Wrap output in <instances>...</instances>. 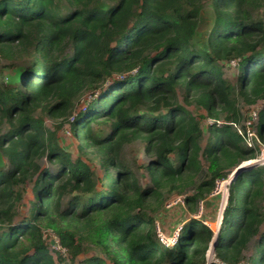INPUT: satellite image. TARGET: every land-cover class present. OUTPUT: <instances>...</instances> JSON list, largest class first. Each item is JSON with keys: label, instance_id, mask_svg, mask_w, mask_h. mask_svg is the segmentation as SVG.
<instances>
[{"label": "trees", "instance_id": "obj_1", "mask_svg": "<svg viewBox=\"0 0 264 264\" xmlns=\"http://www.w3.org/2000/svg\"><path fill=\"white\" fill-rule=\"evenodd\" d=\"M205 5L214 21L200 42ZM262 9L264 0H0V264H74L87 244L104 257L84 264H208L215 237L210 264H264V166L231 180L218 233L191 218L170 246L155 222L167 196L193 187L184 205L195 215L217 182L259 157L264 107L250 126L259 144L237 127L239 102L264 104ZM66 124L76 157L59 143ZM134 145L146 184L126 159Z\"/></svg>", "mask_w": 264, "mask_h": 264}, {"label": "rangeland", "instance_id": "obj_2", "mask_svg": "<svg viewBox=\"0 0 264 264\" xmlns=\"http://www.w3.org/2000/svg\"><path fill=\"white\" fill-rule=\"evenodd\" d=\"M264 14V9H262V12ZM214 21V15L212 9L205 5L201 14L200 18V23H199V29H198V39L200 42H203L206 37L209 34V31L212 27ZM4 65L2 63L0 66ZM2 68V67H1ZM226 72L229 76H234L236 74V71L234 69V66L231 68H227ZM11 73V72H9ZM90 96L84 97L83 99L80 100L79 104H77V108H83L82 106H85V102L89 101ZM180 101L183 103L182 98L180 97ZM184 104V103H183ZM264 107V104L260 103L258 106H248L245 105L243 102H239V108L241 109L242 115H243V120L241 125L239 126L242 131L243 128L247 129L250 128L251 124L253 122L257 121V115L259 110H261ZM186 108L189 110V112L193 114H202L205 115L206 113L203 110H197L195 106H188L186 105ZM78 112V110L76 111ZM75 112V113H76ZM45 125L50 129V130H55L57 128V123L52 120L49 117H45ZM213 123V120L211 119H205L202 121V127L205 132L204 137L206 143V140L208 139V133H207V128L209 124ZM242 126V127H241ZM59 143L60 145L66 149L67 151H70L74 157L77 156V150L75 147V142L77 139H75L74 135L71 132L69 124H66L59 132ZM252 146H255L259 144L258 142L255 143L254 141L251 142ZM260 154L259 157L256 160L249 161L247 162L250 165V168H247L249 170L258 167V166H264V147H261L260 149ZM143 150L140 148L138 145H134L133 147L127 148L125 150V155L127 161L131 162V164L134 167V170L137 172L140 181L143 184L148 183V178L145 172L143 171H138L137 167L133 164V161L135 158H138L140 162H143L144 159V154L142 152ZM5 163V168L7 166V161H4ZM204 164V171L201 174V177H204L207 174V168L208 164L206 162H203ZM43 165L49 166V162L44 159ZM96 169L98 170V173H101L100 168L96 165ZM232 175L228 177V179L224 181H219L216 184V187L214 191L206 198L204 202H201L199 205V212L195 215H192L187 209L184 204H182L179 200H184L186 195H190L193 193V187H186L185 193L184 194H173L171 196H167L164 200L163 207L161 210L155 215V222H156V229L158 234L162 236L163 239L166 241H169L172 239L173 236H175L176 233L179 234L180 229L182 226L186 223L187 220L191 218L198 219L202 221L205 225L211 228L215 233H218V230L220 228V217L222 214V211L225 209L226 204H227V199L229 195L228 191V181L230 180ZM223 183V185H221ZM29 190V189H28ZM29 192L26 197H28ZM44 235L46 238H56L57 235L52 229H43ZM175 242H170V246L174 245ZM254 254V246L251 245L246 251V256L249 258ZM52 255L55 256V253L52 252ZM209 254L208 256V264L212 262H217L212 255ZM91 256H99V257H104L100 252L97 250V248L93 247L91 244L85 245V251L78 256L74 264H84L83 261L84 259L91 257ZM61 264V263H59ZM248 264V263H246Z\"/></svg>", "mask_w": 264, "mask_h": 264}, {"label": "built area", "instance_id": "obj_3", "mask_svg": "<svg viewBox=\"0 0 264 264\" xmlns=\"http://www.w3.org/2000/svg\"><path fill=\"white\" fill-rule=\"evenodd\" d=\"M237 129H238V131H239V133H240L241 135H244V136H245L248 145H249V146H252L251 142H252L253 139L255 138V134H254V132H253L250 128H247L246 132L241 131V129L238 128V127H237ZM244 133H245V134H244ZM229 181H230V180H229ZM229 181H228V185L230 184ZM221 185H223V183H221ZM179 201H180L182 204H184V200H183V201H182V200H179ZM221 220H222V217H220V222H221ZM158 237H159V239H160V241H161L162 243L169 245L170 242H172V241L175 242V243L177 242V240H178V233H176L175 236H173L172 239L169 240V241H166L165 239H163L162 236H161L160 234H158ZM53 241H54L53 249H56L57 251H60V252L64 253L65 250L61 248V245H60V243H59V239H58V237L53 238Z\"/></svg>", "mask_w": 264, "mask_h": 264}, {"label": "water", "instance_id": "obj_4", "mask_svg": "<svg viewBox=\"0 0 264 264\" xmlns=\"http://www.w3.org/2000/svg\"><path fill=\"white\" fill-rule=\"evenodd\" d=\"M247 168H250V165L247 164V162L241 164V165H240V166H239V167L233 172V174H232V176H231L229 182H231V180H234V179L237 177L238 174H241V173H243V172H245V171H249V169H247ZM223 211H224V210H223ZM223 211H222V214H223ZM222 214H221V217H222ZM216 241H217V237L214 238V243H213V245H212V249H211L210 252H214Z\"/></svg>", "mask_w": 264, "mask_h": 264}, {"label": "bare ground", "instance_id": "obj_5", "mask_svg": "<svg viewBox=\"0 0 264 264\" xmlns=\"http://www.w3.org/2000/svg\"><path fill=\"white\" fill-rule=\"evenodd\" d=\"M248 164V163H247ZM250 164V163H249ZM209 254H212L213 255V252H210ZM212 255H211V258H212Z\"/></svg>", "mask_w": 264, "mask_h": 264}]
</instances>
